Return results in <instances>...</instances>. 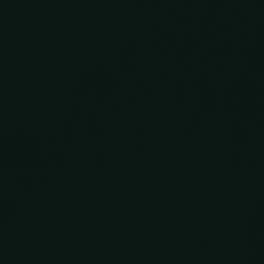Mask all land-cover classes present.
I'll use <instances>...</instances> for the list:
<instances>
[{
  "label": "water",
  "instance_id": "obj_1",
  "mask_svg": "<svg viewBox=\"0 0 264 264\" xmlns=\"http://www.w3.org/2000/svg\"><path fill=\"white\" fill-rule=\"evenodd\" d=\"M0 264H264V0H0Z\"/></svg>",
  "mask_w": 264,
  "mask_h": 264
}]
</instances>
